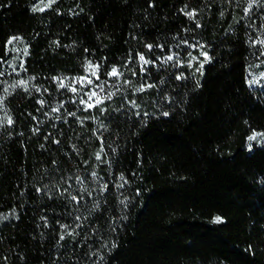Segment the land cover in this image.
<instances>
[{"label": "trees", "instance_id": "trees-1", "mask_svg": "<svg viewBox=\"0 0 264 264\" xmlns=\"http://www.w3.org/2000/svg\"><path fill=\"white\" fill-rule=\"evenodd\" d=\"M249 3L56 0L33 12L45 4L0 0V117L15 121L0 127V212H11L0 222V264H264V145L247 139L264 132V87L245 79L255 64L264 70L249 40L264 39V4L245 17ZM12 36L28 46L25 86L8 70ZM201 51L212 58L203 75ZM174 52L183 66L157 61L139 73L138 53ZM88 60L101 80L80 95L58 90L60 79L79 89L72 81ZM113 66L119 81L107 77ZM105 80L115 95L85 112L83 93ZM76 177L86 188L79 203L62 195L69 185L81 195ZM61 224L75 234L60 240Z\"/></svg>", "mask_w": 264, "mask_h": 264}, {"label": "snow or ice", "instance_id": "snow-or-ice-1", "mask_svg": "<svg viewBox=\"0 0 264 264\" xmlns=\"http://www.w3.org/2000/svg\"><path fill=\"white\" fill-rule=\"evenodd\" d=\"M41 3H43V0H41ZM56 3V0H48V3L44 5V7H36L33 6L31 11L33 12H44L46 8L51 7L52 4ZM256 3H261L264 4V0H250L249 3V7L246 8L244 10L245 13V17H248L252 14L251 9H252V5L256 4ZM183 11V10H182ZM189 19H192V17L195 15V13L193 12H186L185 13ZM200 25L197 24V27H199ZM251 26V25H250ZM262 29H264V25H261ZM20 37H10L7 41V45H11L13 44V41L15 40H20ZM249 40H251V45L250 46H255L257 44H259L261 46L260 49V55L264 56V39L258 38L256 40H252L251 37H249ZM184 44L187 45L189 48L195 47L194 45H189L187 41H184ZM7 45L5 46L7 49ZM147 49L149 50V52H152L153 50V45L152 44H148L146 45ZM201 48H203V45H200ZM163 50V49H162ZM25 54L27 55V50H25ZM201 57H203V61L200 62L199 68L196 69L197 72H199L201 75H203V68L204 65L207 63L211 62V57L209 56V54L207 52L201 51L199 54ZM138 62H139V73L140 74H146L148 71L149 66H156L157 65V61H159L160 65H164V66H168L169 62H173L171 66L176 67V66H183L180 64V60H179V53H172V54H167L164 55L162 57H157V59L154 60H150L147 59L145 54L142 53H138ZM188 56L191 58V60L188 63V67L192 68V60H197L198 58L196 56H194L191 52H188ZM261 63H264V61H262ZM21 68H23V64L20 65ZM100 65L99 64H94L92 61L88 60L85 62L84 64V71H85V75L83 76H79V77H75L73 78L72 83L73 84H77L79 85V89L77 87H72L71 84H66L64 82V79H60L57 85L58 90L59 89H67L69 91H71L72 93L76 94V95H80V90H82L85 86H92L93 85V78H95V80L100 81L101 80V75H100ZM256 67H260V65H256ZM132 76H137V72L133 71ZM0 75H3L2 72H0ZM123 75V73L115 66H113L109 72L107 73V77L109 79L115 78L117 81H119V78ZM252 73L251 71H248V76H251ZM54 81L57 80L56 77L52 78ZM177 80H181L183 79V73H181L180 75L176 76ZM246 82L249 84V86H253V85H257L260 84L261 80H264V71H262L260 73V77L259 78H253V79H248V77L246 76ZM163 83V81H161ZM124 84L126 85H131V81L130 80H124L123 81ZM27 84L26 81L24 80H20L17 82V86H25ZM105 84H107V80L102 81L101 83H98L95 85L96 88H99V92L95 91V90H90L87 92L83 93L84 97H87V99H84L83 97H81V99L79 100V104L83 106V110L85 112L90 111L91 109H94L96 107H99L100 105H103L105 103L106 100H111L112 97L115 95L114 92H110V91H106L105 89ZM155 87L154 84H142L140 87L136 88L135 91L136 92H143L148 88H153ZM261 87H264V85H261ZM37 92L40 91V88L37 87ZM5 91H7V89H5ZM25 91H27V88H25ZM45 92H47L48 90L45 88L44 89ZM117 91H119V88H117ZM37 104L40 105V108H43L45 106V101L43 99H38L36 101ZM132 105L135 107L137 106L135 101L131 102ZM64 105L61 103L59 107L57 108H53L51 111L53 112H58L60 110V108H63ZM38 111L40 109H37ZM0 111H3V103H2V99H0ZM105 111V109L101 108V112L103 113ZM45 115H47V113H45ZM69 116H76L75 112H69L68 113ZM137 115H139V113H137ZM145 115H147V113H145ZM163 116L167 117L169 115L168 112H163L162 113ZM57 119H60V117H56ZM33 119L35 120L36 117H33ZM79 119V118H78ZM85 119H87V117H85ZM15 123L14 119L10 116L7 115V113H5V115L3 117H0V127H3L5 124H7L9 127H11L13 124ZM38 131V129H37ZM95 134V133H94ZM257 136H264V133H253L251 136H249L247 139L249 141H254L256 140ZM47 139V137H45ZM54 143H59V141H53ZM41 147L43 148L44 145H41ZM249 148H251V144L249 145ZM101 151H103V148H101ZM100 154L99 152L96 154V159L100 160ZM93 177H96V173L92 174ZM121 180H124V176L121 175L120 177ZM77 182L82 186L80 191H81V195L77 196V195H73L72 191H71V185H69L68 187L63 189V193H66L68 198L76 203H79L80 200H83L84 196H83V192L86 191V188L83 187L84 181L82 178L80 177H76ZM127 182V181H125ZM108 187L107 184L103 185L101 191H103L104 189H106ZM118 187H123V185H118ZM37 191H41V189H37ZM88 195L90 196L91 193H88ZM121 203H123V201H121ZM12 215H15V210H12ZM8 219V216L0 213V221L6 220ZM43 219V218H42ZM77 220L80 219L79 216L76 217ZM214 223H221L222 222V217L220 216H216L213 219ZM76 227H82L81 224H77ZM60 228L62 230V233L59 237L60 240H64L65 239V235H74L75 234V228H72L71 231H69V225L67 224H61ZM105 245H102V247ZM113 248L116 247L115 244L112 245ZM92 255H96V253H92ZM100 260H103V257H100Z\"/></svg>", "mask_w": 264, "mask_h": 264}, {"label": "rangeland", "instance_id": "rangeland-1", "mask_svg": "<svg viewBox=\"0 0 264 264\" xmlns=\"http://www.w3.org/2000/svg\"><path fill=\"white\" fill-rule=\"evenodd\" d=\"M48 1H44L42 4H47ZM12 37H20V40H15L13 41V44L8 45V70L11 72V77L12 79H14L15 81H20L22 79H20L19 77V72L21 70V64H23L24 61V57H25V50L28 49L27 43L25 42V40L21 37V36H12ZM252 75L248 76V79H253V78H259L260 77V73L264 70L256 67V64L250 69ZM14 81V82H15ZM17 81V82H18ZM258 85H264V80H261L260 84ZM264 133V132H263ZM251 136V135H250ZM251 144H260V145H264V136H257L256 140L254 141H249L248 140V146ZM3 213L5 215H7L8 217L11 216V212H0ZM2 222V221H0Z\"/></svg>", "mask_w": 264, "mask_h": 264}]
</instances>
